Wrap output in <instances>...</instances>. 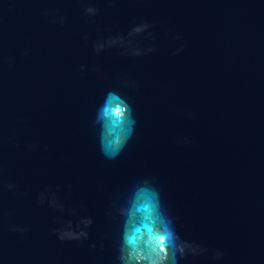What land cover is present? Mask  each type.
Returning <instances> with one entry per match:
<instances>
[{
  "label": "water",
  "instance_id": "95a60500",
  "mask_svg": "<svg viewBox=\"0 0 264 264\" xmlns=\"http://www.w3.org/2000/svg\"><path fill=\"white\" fill-rule=\"evenodd\" d=\"M169 229L162 264H264V0H0V264Z\"/></svg>",
  "mask_w": 264,
  "mask_h": 264
},
{
  "label": "clouds",
  "instance_id": "9594fccd",
  "mask_svg": "<svg viewBox=\"0 0 264 264\" xmlns=\"http://www.w3.org/2000/svg\"><path fill=\"white\" fill-rule=\"evenodd\" d=\"M109 98L115 99V100H120L121 103L123 104V111L124 112L128 109V107H129L128 103H125V101L122 100L120 96L112 95ZM116 111L120 112L121 108L117 107ZM120 150H121V148H120ZM119 151H117L116 153H114L112 155L118 154ZM105 154H107V153H105ZM177 238L178 237H177L176 233L171 229L166 230L163 234L157 233L154 236H151V244L149 245V252H148L147 258H149L152 261V264H162V261L169 259L168 249H169V247H174V242ZM126 239H127V242L131 246H133V248H135L136 237L135 236L126 237ZM181 251H183L182 248H181ZM136 256L140 259L145 258L143 256V254H141L140 252H137Z\"/></svg>",
  "mask_w": 264,
  "mask_h": 264
}]
</instances>
